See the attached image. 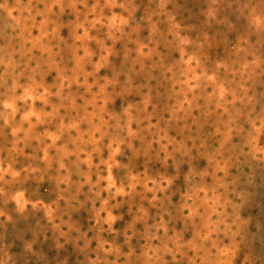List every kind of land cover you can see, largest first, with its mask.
Segmentation results:
<instances>
[{
    "label": "clouds",
    "instance_id": "1",
    "mask_svg": "<svg viewBox=\"0 0 264 264\" xmlns=\"http://www.w3.org/2000/svg\"><path fill=\"white\" fill-rule=\"evenodd\" d=\"M0 264H264V0H0Z\"/></svg>",
    "mask_w": 264,
    "mask_h": 264
}]
</instances>
